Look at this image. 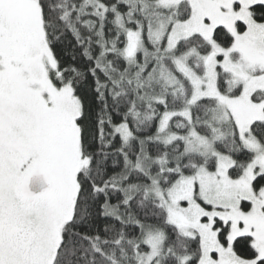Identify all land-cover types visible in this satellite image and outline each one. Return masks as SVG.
<instances>
[{"label":"snow or ice","instance_id":"obj_1","mask_svg":"<svg viewBox=\"0 0 264 264\" xmlns=\"http://www.w3.org/2000/svg\"><path fill=\"white\" fill-rule=\"evenodd\" d=\"M0 264H264V0H0Z\"/></svg>","mask_w":264,"mask_h":264}]
</instances>
